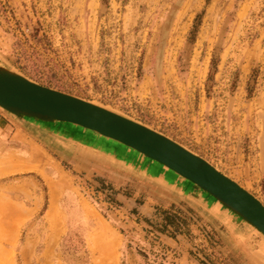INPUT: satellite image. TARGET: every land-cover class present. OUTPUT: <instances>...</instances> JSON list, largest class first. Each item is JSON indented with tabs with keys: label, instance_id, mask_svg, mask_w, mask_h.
Returning <instances> with one entry per match:
<instances>
[{
	"label": "rangeland",
	"instance_id": "374dc122",
	"mask_svg": "<svg viewBox=\"0 0 264 264\" xmlns=\"http://www.w3.org/2000/svg\"><path fill=\"white\" fill-rule=\"evenodd\" d=\"M0 67L161 133L264 205V0H0ZM68 127L0 109V264H264V236L190 182Z\"/></svg>",
	"mask_w": 264,
	"mask_h": 264
},
{
	"label": "water",
	"instance_id": "95a60500",
	"mask_svg": "<svg viewBox=\"0 0 264 264\" xmlns=\"http://www.w3.org/2000/svg\"><path fill=\"white\" fill-rule=\"evenodd\" d=\"M0 108L13 116L80 128L128 148L190 182L264 235V205L252 193L202 157L145 125L90 101L39 85L3 67Z\"/></svg>",
	"mask_w": 264,
	"mask_h": 264
},
{
	"label": "crops",
	"instance_id": "0c3cea01",
	"mask_svg": "<svg viewBox=\"0 0 264 264\" xmlns=\"http://www.w3.org/2000/svg\"><path fill=\"white\" fill-rule=\"evenodd\" d=\"M64 135L68 136L67 138L69 139L71 138L70 140L79 143L85 135H89L90 141L87 142L84 140V146H87L94 151L97 150L101 153L106 154V156L110 157L113 161L117 163H120L125 166L136 167L146 172L148 176L158 178L169 185H173V187L177 188L182 194L188 195L193 193V190L191 189L192 187L189 186L183 179L179 178L178 176L172 175L170 172H168V170H166L162 166H155V168H153V162L147 160L143 156L131 151L128 148H124L114 144L111 145L105 140H101L100 138H97L92 134H88L83 130L80 131L75 128H69L68 131H65ZM75 135L81 136V138L76 139ZM29 142H32V140L29 139ZM85 143L87 145H85ZM95 143H100L102 144V146L95 147ZM103 146H108L110 147V149L106 150L105 148H103Z\"/></svg>",
	"mask_w": 264,
	"mask_h": 264
},
{
	"label": "bare ground",
	"instance_id": "6f19581e",
	"mask_svg": "<svg viewBox=\"0 0 264 264\" xmlns=\"http://www.w3.org/2000/svg\"><path fill=\"white\" fill-rule=\"evenodd\" d=\"M0 109H2V108H0ZM24 169H26V170H33V168H31V167H26V168H24ZM237 183V182H236ZM51 188V195H55V191H52V186H50ZM264 236V235H263Z\"/></svg>",
	"mask_w": 264,
	"mask_h": 264
}]
</instances>
